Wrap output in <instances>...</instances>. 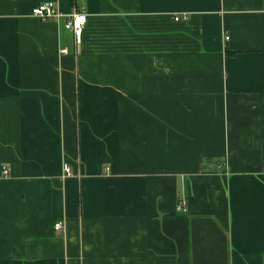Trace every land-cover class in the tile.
Returning a JSON list of instances; mask_svg holds the SVG:
<instances>
[{
	"label": "crops",
	"instance_id": "1",
	"mask_svg": "<svg viewBox=\"0 0 264 264\" xmlns=\"http://www.w3.org/2000/svg\"><path fill=\"white\" fill-rule=\"evenodd\" d=\"M0 264H264V0H0Z\"/></svg>",
	"mask_w": 264,
	"mask_h": 264
},
{
	"label": "built area",
	"instance_id": "2",
	"mask_svg": "<svg viewBox=\"0 0 264 264\" xmlns=\"http://www.w3.org/2000/svg\"><path fill=\"white\" fill-rule=\"evenodd\" d=\"M32 16L43 21H49V20H56V21H63L65 24V28L67 31H69L74 38L75 45L77 47H80L82 45V38L85 31V28L87 26L88 16L87 14L83 12H73L72 14H65L57 7V5L53 2L45 3L42 5H39L32 11ZM180 18L176 17L175 21H179ZM227 41L229 38L227 37ZM60 54L62 56L68 55L69 51L67 49H62L60 51ZM65 172L67 176H71V170L69 167L65 168ZM9 174L8 167H3L2 175L7 176ZM178 210L180 212H186L187 211V205L185 203H182L178 206ZM55 231L62 232L63 231V225L61 223H57L55 225Z\"/></svg>",
	"mask_w": 264,
	"mask_h": 264
},
{
	"label": "trees",
	"instance_id": "3",
	"mask_svg": "<svg viewBox=\"0 0 264 264\" xmlns=\"http://www.w3.org/2000/svg\"><path fill=\"white\" fill-rule=\"evenodd\" d=\"M88 22V21H87ZM86 29V28H85Z\"/></svg>",
	"mask_w": 264,
	"mask_h": 264
}]
</instances>
